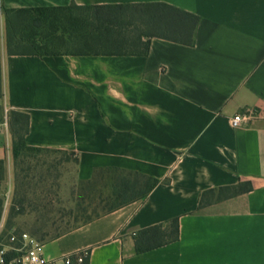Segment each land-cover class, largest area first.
I'll return each instance as SVG.
<instances>
[{"label":"crops","instance_id":"obj_1","mask_svg":"<svg viewBox=\"0 0 264 264\" xmlns=\"http://www.w3.org/2000/svg\"><path fill=\"white\" fill-rule=\"evenodd\" d=\"M0 1L7 9L165 3L200 17L194 46L152 38L138 54L39 57L7 54L0 13V67L9 109L30 116L27 144L76 153L78 182L99 169L160 181L145 202L45 243L48 257L88 251L89 264H264V0ZM249 111L258 114L250 126L230 125ZM2 126L0 165L11 169L12 138ZM241 181L253 191L200 208L205 191ZM175 218L177 242L137 253L139 231Z\"/></svg>","mask_w":264,"mask_h":264},{"label":"trees","instance_id":"obj_2","mask_svg":"<svg viewBox=\"0 0 264 264\" xmlns=\"http://www.w3.org/2000/svg\"><path fill=\"white\" fill-rule=\"evenodd\" d=\"M5 19L6 49L10 56L50 55H125L146 51L152 38H159L185 46H194L200 17L165 3L121 4L102 6L40 7L7 9L0 5ZM12 136V157L15 170L29 178L32 167L21 168L23 159H36L44 154L61 155L57 164L79 163L76 153L31 147L26 142L30 116L11 110L7 115ZM40 161V159H39ZM44 165L47 163H43ZM45 165V166H46ZM55 164H49L50 173ZM1 182V174H0ZM160 181L139 173L120 169H99L91 180L79 182L72 196L79 207L72 222L53 232L47 229L51 219L39 215L31 234L43 243L55 241L72 231L132 203H143ZM29 188L32 182H23ZM251 181L234 186L210 189L203 193L200 208L253 191ZM1 190V185H0ZM52 192L47 191L44 209L52 205ZM29 202L27 193L13 201L8 226L24 216ZM32 205V202H30ZM4 201L0 198V220ZM16 232H20L16 231ZM179 240V219L145 228L135 235L137 253H145ZM89 254L88 251H85ZM89 264V256L83 263Z\"/></svg>","mask_w":264,"mask_h":264},{"label":"rangeland","instance_id":"obj_3","mask_svg":"<svg viewBox=\"0 0 264 264\" xmlns=\"http://www.w3.org/2000/svg\"><path fill=\"white\" fill-rule=\"evenodd\" d=\"M10 111L7 88L3 77V71H1L0 67V127H3L2 125L4 124L8 125L6 118H8L7 115ZM8 128H10L9 125ZM61 159V155L51 154H44L38 158V160L37 158L23 159V163L20 164V169L32 167L30 173L27 174L29 178H26V180H24L26 175L21 173L19 169L18 171L15 170L14 165H12L11 169H9L7 165H0V198L4 201V211L7 208L4 221L6 232L25 230L31 233L32 225H34L37 217L41 214L47 215L51 219V222L47 224V229L51 232L58 228H65L67 223L72 222L79 210L72 196L73 190L79 185L76 179L77 167L72 161L69 163L63 162L58 165L57 162H60ZM45 162L47 163V165L45 164L46 166L43 164ZM52 163L55 164V168L48 173L47 168L49 164ZM23 182H32V185L29 188L23 187ZM47 191L52 192V197L50 199H53V203L48 209H44L42 199ZM24 193H27L29 197V202L26 204L27 211L24 216L14 220V226L9 227V211L12 203L16 197L19 198V196ZM30 202H32V205H30ZM2 219L0 221H2ZM59 264L65 263L60 261Z\"/></svg>","mask_w":264,"mask_h":264},{"label":"built area","instance_id":"obj_4","mask_svg":"<svg viewBox=\"0 0 264 264\" xmlns=\"http://www.w3.org/2000/svg\"><path fill=\"white\" fill-rule=\"evenodd\" d=\"M258 118L256 111L240 113L230 119V125L237 129L247 127ZM4 218L0 221V264H72L74 260L83 263L89 254L85 251L65 255L60 259L50 258L45 252V243L26 231L6 232Z\"/></svg>","mask_w":264,"mask_h":264}]
</instances>
